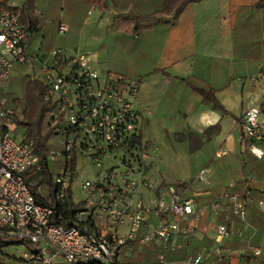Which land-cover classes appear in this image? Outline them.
I'll return each mask as SVG.
<instances>
[{"label": "built area", "instance_id": "built-area-1", "mask_svg": "<svg viewBox=\"0 0 264 264\" xmlns=\"http://www.w3.org/2000/svg\"><path fill=\"white\" fill-rule=\"evenodd\" d=\"M58 29L66 33L69 27L61 23ZM31 37V27L23 25L19 13L0 5V232L36 244L37 252L26 250L22 256L37 264H53L57 256L70 264H119L134 244L158 248L156 264H170L167 254L191 243L189 220L199 210L176 185L162 189L157 181L140 133L139 81L102 75L89 54L66 47L30 52ZM18 67L25 78L44 84L45 100L53 105L46 116L52 131L47 158L53 197L41 191L48 204L37 201L26 181L41 170L39 156L35 141L15 121L18 111L8 105ZM261 72L264 77V65ZM239 125L249 152L263 159L264 80L258 103L244 112ZM226 154L218 151L216 157ZM211 172L210 166L203 167L195 181L209 184ZM243 191L232 188L210 206L215 215L231 210L242 227L231 221L217 224L216 248L188 254V263L208 264L214 252L221 260L229 258L234 251L225 247L227 239L249 230L255 234ZM179 236L184 241L174 245ZM263 248L264 236L262 245L252 248L253 256L260 257Z\"/></svg>", "mask_w": 264, "mask_h": 264}, {"label": "crops", "instance_id": "crops-1", "mask_svg": "<svg viewBox=\"0 0 264 264\" xmlns=\"http://www.w3.org/2000/svg\"><path fill=\"white\" fill-rule=\"evenodd\" d=\"M3 1L10 6H29L35 28L32 30L27 23L32 30L31 42L39 45L34 53L57 46L81 52L79 46L85 42L99 45L98 52L105 51V58L100 61L98 52L89 55L101 74L112 73L129 79L126 73L110 69L106 50L113 44L119 55L117 60L127 61L140 71L136 79L130 80L140 83L136 98V107L141 112L140 133L151 154L150 164L159 185L164 189L175 184L167 149L179 147L197 165L193 177L178 188L184 197L195 200L199 210L189 220L193 225L191 243L168 253L182 252L183 258L167 261L176 264L188 254L213 252L219 223L231 221L242 227L241 220L231 210L215 215L210 209L223 193L237 187L246 192L248 216L255 214L256 220L260 216L259 225L248 219L255 234L249 230L243 237H230L224 245L234 254L221 260L214 252L208 264H259L264 258V248L261 259L253 256L252 248L263 242L264 198L257 199L253 194L264 192V158L258 159L249 152L239 123L244 112L257 104L262 94L260 82L252 79L246 84V80L240 79V58L250 56L247 53L240 57L241 42L244 46V40L258 38L260 44L264 43V6H257L262 0L192 1L174 24L164 20L169 16L159 13L164 0H22L20 5L14 0H0V3ZM151 14L156 16L146 19ZM253 16L256 22L250 21ZM61 23L68 25L66 33L59 32ZM254 26L257 28L252 29ZM262 53L256 65L246 70L247 74L262 69L263 48ZM20 71L25 80L27 73ZM188 80L200 87L215 88L217 98L229 113L202 103ZM261 146L264 148V140ZM223 150L228 154L216 157ZM205 166L212 169L209 184L195 181ZM250 178L255 181L249 182ZM183 241L184 237L179 236L174 245Z\"/></svg>", "mask_w": 264, "mask_h": 264}, {"label": "trees", "instance_id": "trees-1", "mask_svg": "<svg viewBox=\"0 0 264 264\" xmlns=\"http://www.w3.org/2000/svg\"><path fill=\"white\" fill-rule=\"evenodd\" d=\"M192 1L199 0H181L179 3L174 0H164L162 9L159 11L161 15L169 16L164 20L170 24H174L186 5ZM4 8H10L19 13L21 22L23 25L29 23L34 30V21L30 17V9L27 4L21 6H10L6 1L0 3ZM257 6H264V0L259 2ZM156 14H151L146 19H152ZM192 87L201 96L202 103L206 105H213L216 109H219L223 113H229L220 100L216 96V89L211 86H197L189 81ZM8 105L18 111L15 121L25 128L26 137L35 141L36 152L39 156V163L41 170L27 178L26 181L30 185L32 192L36 196V199L40 203L48 204V200H44L41 196L42 192H47L50 197H53L54 185L52 172L49 169V162L47 158V145L52 135V131L47 128V113L53 108V105L45 100L44 97V84L37 79L26 78L23 82V96L18 97L14 94L8 95ZM263 163H260L261 165ZM37 182V183H36ZM35 183V184H34ZM253 197L259 199L264 198V192L254 193ZM255 219V214L248 216V219L259 225V218ZM12 244H24L27 250L32 252L38 251V246L27 240H20L13 236L7 235L4 232H0V264H7L5 261V248ZM134 249L130 254L125 253L119 264H156L158 262V254L160 250L158 248L143 249L139 248L137 244L133 245ZM253 247V246H252ZM251 248V246H250ZM262 256V254H261ZM260 256V257H261ZM184 253L168 254L167 259L183 258ZM255 257V256H254ZM260 257H255L259 258ZM253 258V257H251ZM24 261L25 264H37L32 260H27L23 256L19 258ZM97 264V263H95ZM259 264H264V258L259 261Z\"/></svg>", "mask_w": 264, "mask_h": 264}, {"label": "rangeland", "instance_id": "rangeland-1", "mask_svg": "<svg viewBox=\"0 0 264 264\" xmlns=\"http://www.w3.org/2000/svg\"><path fill=\"white\" fill-rule=\"evenodd\" d=\"M17 5L22 4V0H14ZM254 15V14H253ZM251 22H256V17L253 16L250 19ZM257 27H253L252 29H255ZM249 29V30H252ZM256 41V42H255ZM259 42V43H258ZM244 43H246L244 46H242V42L240 44V57L243 55L245 56L247 53H249L250 56H247L246 59H241L240 58V79L246 80V84L251 82L252 79L255 80V82H260L261 87L263 85V74L261 70L259 72H253L252 76L251 74H247L246 72L247 69H250L252 65H256L257 59L263 55L262 53V48L264 51V43L260 44L261 41L258 40V38H250L244 40ZM39 45L33 44L31 42L30 46V52H33ZM99 45H93V44H88V42H85L83 45L79 46V49L83 53L91 54L94 55L95 52L99 51ZM107 55L109 59V65L110 69H113L115 71H122V73H126L129 79H136V75L140 72L136 70L132 65H130L127 61H121L117 60L119 55L116 54V51L114 49L113 44L109 46V49L106 50ZM102 53V54H101ZM97 53V57H99L100 61H102L105 56L104 53L105 51H101ZM103 66L108 67L106 64H102ZM106 69L105 67H103ZM20 67H18L14 73L12 82L9 86V94H14L17 95L18 97L23 96V82H24V76H22ZM245 71V72H244ZM241 86V85H240ZM8 94V95H9ZM13 127V126H12ZM16 128V127H15ZM19 132V133H18ZM15 136L20 134V129L14 130L13 133ZM176 149H167L166 154H167V160L169 161L170 165L169 168L172 169L173 176H174V181L175 184L179 189L184 186L189 179H191L196 172L197 165L194 163V160L191 159L190 155L183 151L180 150L179 147H175ZM92 167H88L87 170H85L84 174L86 175L89 173ZM246 175V174H245ZM155 178H153L154 180ZM242 180V178H241ZM245 182L247 181V178L243 179ZM159 186V185H158ZM76 197L79 198L80 195L76 194ZM27 250L26 246L24 244H12L9 245L7 248H5L6 256H5V261L7 264H25L24 261H21L19 258L23 255V253ZM53 264H70L64 260L63 257L57 256L53 258ZM176 264H191L188 263L185 259L184 260H179L176 262Z\"/></svg>", "mask_w": 264, "mask_h": 264}]
</instances>
